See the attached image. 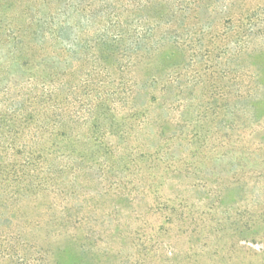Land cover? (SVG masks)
I'll list each match as a JSON object with an SVG mask.
<instances>
[{
  "label": "trees",
  "instance_id": "1",
  "mask_svg": "<svg viewBox=\"0 0 264 264\" xmlns=\"http://www.w3.org/2000/svg\"><path fill=\"white\" fill-rule=\"evenodd\" d=\"M218 13L236 23L233 33L224 34L226 46L235 40L238 55L254 52V30L264 26V19L258 22L264 14L261 0H0V264H61L50 259L52 243L65 242L84 253L95 247L93 171L99 167L109 173L110 158L125 138L126 173L137 176L138 186L126 190V210L139 198L151 197L163 219L156 226L161 234L179 218H191L180 193H165L166 180L186 177L193 165L189 154L172 157L168 146L177 132L171 124V138L161 140L165 145L145 149L127 143L139 142L145 129L158 124L153 109L173 108V85L164 83L172 71L155 67L163 48L180 36L189 46L192 31ZM221 28L200 29V44L206 35L217 39ZM69 59L78 62L71 76L86 69L84 80L72 78L68 94L63 76ZM259 86L257 74H242L239 98L247 120L241 127L240 159L254 157L259 163L240 164L229 180L239 187L253 181L264 189V142L250 144L256 133H247ZM161 131L159 137L167 132ZM145 169L148 176L141 175ZM222 195L218 189L207 195L209 213H217ZM259 204L262 212L251 227L246 223L236 231L243 241L264 240V201ZM220 221L207 227L209 236L226 231ZM144 230L141 224L130 231L137 249L153 243L141 239ZM257 255L264 257V248Z\"/></svg>",
  "mask_w": 264,
  "mask_h": 264
},
{
  "label": "rangeland",
  "instance_id": "2",
  "mask_svg": "<svg viewBox=\"0 0 264 264\" xmlns=\"http://www.w3.org/2000/svg\"><path fill=\"white\" fill-rule=\"evenodd\" d=\"M250 2L258 4L260 0ZM122 19L126 20V13ZM262 19L264 14L259 15L258 22ZM225 22L228 23L224 25ZM235 24L227 21L221 13L210 15L199 30L205 33L222 27L217 39L206 35L204 43L200 44L198 39L202 35L194 29L189 46L183 43L185 36H180L174 38L175 44L172 42L163 48L155 67L172 71L165 76L164 83L170 80L173 85V108L169 111L161 106L153 109L151 115L158 124L145 129L139 142L127 143L132 148L143 144L145 149L165 145L161 140L171 138L173 132L167 130V122L171 124V129L177 132V139L168 146L173 151L172 157L189 154L193 165L189 167L188 175L183 170L186 177L167 179L165 193L172 197L180 193L192 211L191 218H179L172 227H167L169 231L161 234L157 233L156 226L163 219L157 214L151 197L139 198V204L126 210V190H135L138 186L135 182L137 176L126 173L125 138L110 158L109 173L99 167L93 171L96 179L91 185V193L96 199L94 214L98 227L95 247L84 253L65 242L52 243V261H61V264H264V257L257 255L264 248V240L258 237L254 243H249L236 232L239 228H246V223L251 227L252 220L262 212L259 210L261 205L256 204L264 201V189L254 185L253 181L244 180L239 187L231 184L234 180H229L240 164L251 167L259 163L253 161L254 157L250 161L240 159L241 127L247 120V115L243 116L241 111L242 101L239 98L243 73H255L260 79L259 102L251 111L247 133H256L250 144L252 141L256 144L264 142V26L254 30L256 39L250 48L254 52L241 56L237 53L235 40L229 42V46L224 41V34L233 33ZM172 51L174 55L167 59L165 54L169 55ZM81 64L84 65V62ZM73 65H78V62L73 64L70 59L64 65V90L68 94L72 78L76 83L85 79L83 73L86 66L81 65L83 69H78V73L71 76ZM144 74L141 72L140 77ZM77 90L78 96H81V84ZM161 130L167 131L163 137H159ZM191 139L194 144L189 147ZM145 171L141 175L148 176ZM216 189L222 190L223 204L218 207L217 213H209L211 202L207 195ZM218 221L226 231L217 237L209 236L207 227L215 226ZM141 224L145 225L141 239H153V243L137 249L133 244L134 237H129V234ZM205 227L206 232L202 233L201 229ZM158 238L159 243L156 242Z\"/></svg>",
  "mask_w": 264,
  "mask_h": 264
}]
</instances>
